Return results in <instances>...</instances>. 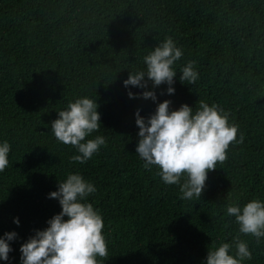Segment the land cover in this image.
Masks as SVG:
<instances>
[{"label":"trees","instance_id":"trees-1","mask_svg":"<svg viewBox=\"0 0 264 264\" xmlns=\"http://www.w3.org/2000/svg\"><path fill=\"white\" fill-rule=\"evenodd\" d=\"M168 36L184 52L174 64V93L146 76L147 87H126L129 74L145 71L144 57ZM190 60L199 73L195 83L180 80ZM144 91L156 100L144 99ZM82 97L96 101L101 125L86 139L106 141L83 164L72 161L77 149L51 129L58 112ZM165 100L170 112L216 104L239 126L237 139L244 136L208 172L200 199H181L180 186L165 184L136 154L135 113L147 121ZM5 141L0 238L16 237L0 264H21L20 246L60 213L49 193L69 174L96 187L84 202L103 218L108 257H98L100 264H205L207 251L221 243L235 255L237 237L252 254L242 264H264V237L257 242L239 233L227 214L229 205L264 202V0H0Z\"/></svg>","mask_w":264,"mask_h":264},{"label":"clouds","instance_id":"clouds-1","mask_svg":"<svg viewBox=\"0 0 264 264\" xmlns=\"http://www.w3.org/2000/svg\"><path fill=\"white\" fill-rule=\"evenodd\" d=\"M184 55L183 49L171 36L166 37L144 57L145 71L130 73L123 83L141 88L147 87L145 76L153 86L169 85L167 92L174 93L171 85L176 71L174 64ZM196 62L188 61L181 69L180 80L195 83L199 78ZM133 97V93H128ZM144 99L156 100L152 91L140 94ZM170 101L157 105L156 111L147 121L139 110L135 123L139 129L136 154L145 162L144 167L158 169L162 181L168 185H179L181 199H200L207 174L215 170L217 163L227 160L229 146L244 140L242 133L237 139L239 126L229 122V114L216 104L199 102L195 111L187 105L169 111ZM98 104L95 100L82 97L70 102L58 118L51 123L55 138L66 145L74 146L79 155L71 157L73 162L85 163L97 153L106 141L103 136L86 139L101 128ZM10 145L0 143V172L9 164ZM182 177H186L181 183ZM96 187L79 174H69L58 189L49 193L57 199L61 211L47 221V228L36 231L20 246L21 264H100L99 258L108 257V245L103 232L101 214L91 203L84 202ZM227 214L235 217L239 233L257 239L264 237V202L253 199L242 208L227 206ZM67 217V219H64ZM14 223H19L14 218ZM15 232L5 233L0 238V260L7 261L12 251L8 241L14 240ZM230 244L221 243L207 251L205 264H242L251 259L247 242L235 240V255L230 254Z\"/></svg>","mask_w":264,"mask_h":264}]
</instances>
